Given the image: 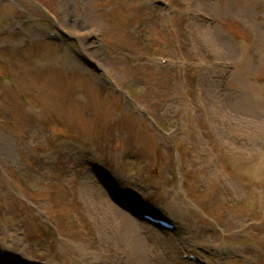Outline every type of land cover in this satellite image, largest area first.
Masks as SVG:
<instances>
[{"label":"rangeland","instance_id":"1","mask_svg":"<svg viewBox=\"0 0 264 264\" xmlns=\"http://www.w3.org/2000/svg\"><path fill=\"white\" fill-rule=\"evenodd\" d=\"M183 251L264 264V0H0V260Z\"/></svg>","mask_w":264,"mask_h":264},{"label":"bare ground","instance_id":"2","mask_svg":"<svg viewBox=\"0 0 264 264\" xmlns=\"http://www.w3.org/2000/svg\"><path fill=\"white\" fill-rule=\"evenodd\" d=\"M121 213H123L122 211H121ZM125 214V213H124ZM128 217L130 218V216H129V214H128ZM129 221V220H128ZM152 243L154 244L155 242L157 243V244H159V241L158 240H160V238L158 237V238H156L155 236L153 237L152 236ZM173 242V241H172ZM177 244H179V243H177ZM139 245V246H138ZM168 245V244H167ZM171 245V242L169 243V246ZM173 245V244H172ZM137 246L138 247H141L142 246V244H140V242L137 240ZM169 246H166L165 247V251L167 252L168 250H169ZM175 246V245H174ZM162 249V248H161ZM181 249H182V247H181ZM184 253H186V252H182V254H184ZM0 259H7L6 257H3V258H0ZM184 264H190L189 262H184Z\"/></svg>","mask_w":264,"mask_h":264}]
</instances>
